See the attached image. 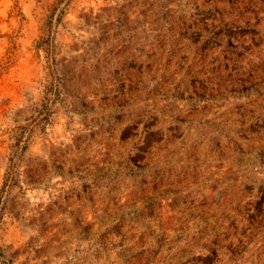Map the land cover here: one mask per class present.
Segmentation results:
<instances>
[{"label":"rangeland","instance_id":"rangeland-1","mask_svg":"<svg viewBox=\"0 0 264 264\" xmlns=\"http://www.w3.org/2000/svg\"><path fill=\"white\" fill-rule=\"evenodd\" d=\"M0 264H264V0H0Z\"/></svg>","mask_w":264,"mask_h":264}]
</instances>
